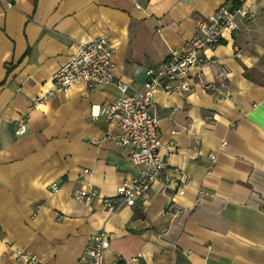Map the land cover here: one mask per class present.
I'll list each match as a JSON object with an SVG mask.
<instances>
[{
    "label": "crops",
    "instance_id": "obj_1",
    "mask_svg": "<svg viewBox=\"0 0 264 264\" xmlns=\"http://www.w3.org/2000/svg\"><path fill=\"white\" fill-rule=\"evenodd\" d=\"M232 5L0 0V264H24L16 248L42 264H83L100 232L104 264H264V0H248L253 18L237 16V29L203 51L190 91L155 94L167 169L134 206L72 196L93 187L114 197L138 175L131 148L108 139L115 123L93 116L122 95L115 83L79 82L32 107L81 42L108 36L116 77L143 89L146 71L192 39L197 21Z\"/></svg>",
    "mask_w": 264,
    "mask_h": 264
},
{
    "label": "built area",
    "instance_id": "obj_2",
    "mask_svg": "<svg viewBox=\"0 0 264 264\" xmlns=\"http://www.w3.org/2000/svg\"><path fill=\"white\" fill-rule=\"evenodd\" d=\"M247 1L233 0L232 6H221L207 21H197L192 39L186 41L182 48L173 49L162 65L146 71L143 89H136L116 77L114 45L108 36H99L79 44L71 59L54 73L49 89L33 98L32 107L49 101L79 82H86L91 89L115 83L122 95L111 105L93 113V116L101 114L115 123L118 133L109 134L108 139L119 147L131 148V161L138 175L119 186L114 197H102L97 189L89 187L74 190L73 198L84 202L99 198L108 210L116 209L117 203L134 206L162 177L167 163L159 154L160 119L155 107V94L160 90L173 93L192 89L189 70L204 63L203 51L215 49L225 29H237V16L245 20L253 18L254 13L248 8ZM8 6L12 7L13 2H9ZM220 68V73L225 74V67ZM18 121L16 135L26 134V118ZM89 172L88 169L84 170V174ZM179 174L181 183L189 180V175L182 172ZM52 187L58 190L55 183ZM203 194L201 191L200 197ZM109 247L110 241L106 234H96L91 245L86 247L83 264H104V252ZM15 252L24 264H42L35 253H28L22 248H16Z\"/></svg>",
    "mask_w": 264,
    "mask_h": 264
}]
</instances>
